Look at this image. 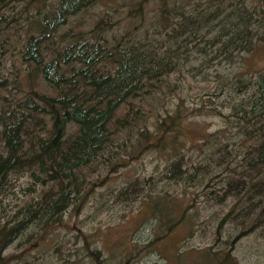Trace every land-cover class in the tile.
Listing matches in <instances>:
<instances>
[{"label":"trees","instance_id":"1","mask_svg":"<svg viewBox=\"0 0 264 264\" xmlns=\"http://www.w3.org/2000/svg\"><path fill=\"white\" fill-rule=\"evenodd\" d=\"M97 1L58 0L54 9L29 19L21 39L18 55L29 68L27 79L30 85L39 80L43 91L30 89L11 108H0V197L14 189L13 174L28 172L33 194L36 183L44 187L0 226V264L9 262L13 255L6 249L26 232V240L36 242L63 226L72 211L81 214L88 170L96 172L93 184L103 186L150 149L165 163L115 191L120 201L134 202L149 187L151 198L145 197L154 210L161 201L171 202L169 185L206 187L214 204L231 201L218 233L230 222L235 242L263 236L264 66L242 61L264 42V0H155L153 19L146 20L144 3L137 5L135 12L144 13L128 12L133 26L124 25L119 34L104 13L90 29H73L71 18ZM20 19L13 11L0 14V88L10 83L2 74L10 45L6 31ZM212 80L214 89L202 94L219 102L186 105L179 95L193 100L188 92L194 85ZM208 112L222 116L225 126L191 143L198 154L193 160L179 137L181 126ZM154 183L165 185L150 190ZM65 245L56 243L59 256ZM100 256L98 248L87 254L91 264H101ZM229 256L227 251L224 262Z\"/></svg>","mask_w":264,"mask_h":264},{"label":"rangeland","instance_id":"2","mask_svg":"<svg viewBox=\"0 0 264 264\" xmlns=\"http://www.w3.org/2000/svg\"><path fill=\"white\" fill-rule=\"evenodd\" d=\"M142 3L146 20L153 19L157 5L155 0H98L73 16L70 24L76 31H86L94 25L97 16L104 13L103 17H111L113 21L111 31L119 34L124 25L133 26L129 13L133 16L144 13L135 12L137 5L141 6ZM57 4L58 0H34L31 3L28 0H4V3H0V14L9 15L12 11L16 15L21 13L18 24L6 31L10 45L4 57L2 74L9 78L10 83L7 87L0 88V108H11L30 89L43 91L39 80L30 85L27 79L29 68L21 62L18 51L21 49V39L29 30V19L36 18L37 16H32L38 11L54 9ZM247 55L242 61L243 64L245 62L256 65V68L263 67L264 42L259 44L252 55ZM198 83L200 84H195L192 92H188L193 93V100L187 94L176 91L186 98V105L220 101L218 97L209 99L202 94L208 89L212 91L217 83L213 80ZM226 106L220 109L228 111ZM224 126L222 116L208 112L184 120L179 137L183 140L182 145L187 153L196 160L198 154L191 149V143L198 141L204 132H212ZM233 126L234 124L232 128H228L230 133L235 131ZM240 151L243 152L244 147ZM164 163L162 154L155 149L147 150L138 159L132 160L129 165L112 174L103 186L93 184L96 172L88 170L87 178L81 185V189H85L87 193L86 206L82 208L81 214L75 216L72 211L71 216H68L70 210L66 211L68 217L64 220V225L54 227L46 237H38L36 242H28L26 232L6 249V255H13L6 264H91L87 254L96 248L101 250V264H264V235L253 233L235 242L231 238L236 234L234 223L230 222H225L221 232H217V223L229 210L231 201L214 204L206 187L185 188L182 185H169L167 196L171 202L161 201L159 209L154 210L152 202H147L146 198H151L148 194L149 187L139 190V197L134 202H122L114 196L115 191L134 176L153 174ZM10 181L14 186L11 194L5 191L6 195L0 197V226L6 219L17 217L16 212L26 202L37 199L44 187L36 183L38 190L33 194L28 189L33 185L28 172L13 174ZM163 184L157 183L155 186L154 183L150 190L158 191ZM45 238L47 239L43 241ZM230 241L234 244L232 247ZM58 242L66 244L60 251L63 256L55 251ZM69 251L72 254L69 255ZM227 251H230V262H224L223 257ZM22 255L24 256L20 257Z\"/></svg>","mask_w":264,"mask_h":264}]
</instances>
